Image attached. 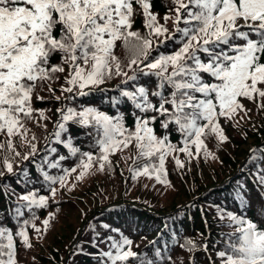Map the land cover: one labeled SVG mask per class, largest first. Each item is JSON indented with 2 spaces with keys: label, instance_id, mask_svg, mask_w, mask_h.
Segmentation results:
<instances>
[{
  "label": "snow or ice",
  "instance_id": "obj_1",
  "mask_svg": "<svg viewBox=\"0 0 264 264\" xmlns=\"http://www.w3.org/2000/svg\"><path fill=\"white\" fill-rule=\"evenodd\" d=\"M172 2L176 5L175 17L166 14L165 21L173 19L178 37L169 36L166 25L158 23L149 0H0V134L6 132L10 138L20 135L28 140L30 152L23 159L37 151L33 143L36 137L29 139L26 127L36 111L32 107L33 94L37 87L45 85L54 94L56 89L51 84L59 80L58 74L67 73L60 91L69 102L122 76L127 87L110 98L111 105L118 108L126 102L134 109L133 129L125 126L122 114L110 115L94 106L78 108L73 104L57 109L59 115L53 122L45 152L56 153L57 149L49 145L59 144L70 153L60 155L59 161L75 158V165L62 168L64 175L53 176L44 169L45 157L35 162L37 173L48 182L49 195L35 190L20 195L15 189L9 191L7 182L0 184V195H16L18 202H25L16 208L17 218L24 215L23 208L32 213L31 219L19 224L15 233L29 247V225L37 233L41 231L35 227L38 217L33 210L46 208L49 199L57 195L55 185L64 186L70 173L80 169L83 178L94 165L103 171L106 166L111 167V154L134 144L137 152L130 169L133 177L154 175L161 184H167L163 179L167 156L180 152L191 159L194 147L199 158L209 134L227 142L218 118L233 119L244 110L240 98L254 102L258 98V106L264 109V0ZM134 4L140 6L145 17L148 31L144 36L132 31ZM161 36L172 39L179 47L167 53L157 50L153 55V37ZM118 42L131 53L126 66L115 55ZM57 56L60 63L53 64ZM161 117L160 126L166 131L158 136L154 124ZM70 124L89 130L86 135L91 136L89 147L95 154L73 146ZM170 125L181 135L182 146L171 143L167 131ZM64 134H68L67 139L62 138ZM13 152L20 156L14 148ZM210 155L205 153L206 157ZM8 159L5 155L6 171L11 174L13 164ZM251 162L256 168L253 184L264 189V154L258 148L251 150ZM176 164L183 167L179 160ZM49 167L59 168L60 164L53 162ZM24 176L31 179L27 172ZM241 190H246V185L237 189V198L244 203ZM220 218H225L224 212ZM226 218L235 231L229 234L227 247L217 253L221 264H264V227L242 214L228 212ZM43 223L47 226L49 221ZM103 227L111 231L108 225ZM120 236V240L107 237L109 250L99 251L102 241L97 233L98 264H128L130 258H138L131 250L132 240L123 233ZM177 244L189 252L197 247L192 240ZM15 256L14 233L0 222V264H17ZM155 256L161 257L159 248ZM138 259L139 264H155L147 254Z\"/></svg>",
  "mask_w": 264,
  "mask_h": 264
},
{
  "label": "trees",
  "instance_id": "obj_2",
  "mask_svg": "<svg viewBox=\"0 0 264 264\" xmlns=\"http://www.w3.org/2000/svg\"><path fill=\"white\" fill-rule=\"evenodd\" d=\"M149 2L151 11L158 16V23L166 25L169 36L178 37L173 23L176 5L172 0ZM134 9L132 31L144 36L148 30L144 26L143 11L136 4ZM166 14L173 19L165 21ZM153 39V55L157 50L167 53L179 47L164 36ZM156 45H159L158 49ZM115 55L126 66L131 53L122 42H118ZM52 63L59 64V56L54 57ZM66 74H58L59 80L51 84L56 89L54 94L47 85L37 87L33 94L32 107L36 111L34 118L26 122V127L29 139L36 137L33 142L37 147L35 155L23 159L30 152L28 140L20 135L10 138L6 132L0 134V145H3L0 147V172H3L0 184L7 182L9 191L15 189L16 193L24 195L29 190H35L49 195L48 182L37 173L35 162L40 161L41 157L46 158L43 164L45 171L53 176L64 175L62 168L75 165V158L59 161L60 155H70L59 144L49 145L57 149L56 153L45 152L47 138L53 132V122L59 115L58 108L73 104L78 108L94 106L110 115L122 114L125 126L129 129L134 127L131 115L134 109L130 103L122 102L118 108H114L110 102V98L119 95L120 88L127 87L123 83L124 77L109 80L100 88L90 89V95L77 96L69 102L67 95L60 91ZM128 74L131 75L130 70ZM55 96L61 99L58 101ZM240 100L244 110L239 111L233 119L218 118L227 142H221L217 135L209 134L204 138L205 148L201 150L199 158L195 155L194 147L191 159L180 152L166 157L163 179L167 184H161L154 175L133 177L130 169L134 166L137 152L134 144L111 154V167L106 166L103 171L94 165L83 178L80 169L70 173L64 186L55 185L57 195L49 199L48 206L33 210L38 217L34 221L35 227L41 231L37 233L29 225L27 232L31 247L15 233L19 224L31 219L32 213L23 208L24 215L17 218L15 210L25 202H18L16 195H0V222L14 233L17 264H98V249L95 247L97 233L102 241L99 251L109 250L107 237L120 240V233H123L132 240L131 250L138 254V258L147 254V258L153 259L155 264H211L213 260L221 264L217 253L227 247L228 236L235 231L226 218L228 212L242 214L264 227V189H258L253 184L252 173L256 168L251 162L252 149L258 148L259 153L264 154V109L258 106V98L255 102L245 98ZM44 116L48 119L45 120ZM160 119L162 117L156 120L154 128L158 136H163L166 130L160 126ZM88 131L70 124L73 146L85 151L92 150L95 154V150L89 147L91 136L86 135ZM167 131L171 143L182 146L181 135L175 131V127L170 125ZM67 136L64 134L62 138L67 139ZM13 148L20 153L19 157L14 155ZM122 151L124 154H121ZM206 152L211 155L206 157ZM5 155L9 158L8 162L13 164L11 174L6 171ZM176 160L181 161L183 167H178ZM53 162L59 163L60 167H49ZM22 169L28 173L30 180L25 178ZM242 184L246 185V190H241L244 203L237 198V189ZM221 212L225 213L223 219L220 218ZM46 219L49 221L47 226L43 223ZM104 225H108L111 231L105 229ZM186 240H192L197 245L194 251L189 252L178 246L177 241L183 245ZM157 248L161 252L159 258L155 256ZM138 258H130L128 264H139Z\"/></svg>",
  "mask_w": 264,
  "mask_h": 264
},
{
  "label": "rangeland",
  "instance_id": "obj_3",
  "mask_svg": "<svg viewBox=\"0 0 264 264\" xmlns=\"http://www.w3.org/2000/svg\"><path fill=\"white\" fill-rule=\"evenodd\" d=\"M119 153H121V152H119ZM121 154H124V152L122 151V153Z\"/></svg>",
  "mask_w": 264,
  "mask_h": 264
}]
</instances>
